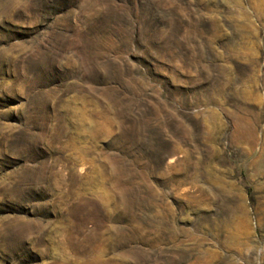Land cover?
<instances>
[{
	"label": "rangeland",
	"instance_id": "obj_1",
	"mask_svg": "<svg viewBox=\"0 0 264 264\" xmlns=\"http://www.w3.org/2000/svg\"><path fill=\"white\" fill-rule=\"evenodd\" d=\"M0 264H264V0H0Z\"/></svg>",
	"mask_w": 264,
	"mask_h": 264
}]
</instances>
